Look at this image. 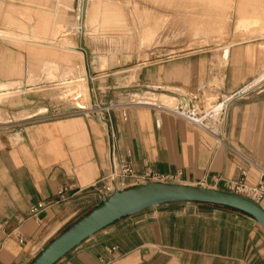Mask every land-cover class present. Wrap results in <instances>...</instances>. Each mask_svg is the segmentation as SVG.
<instances>
[{"label": "crops", "instance_id": "0c3cea01", "mask_svg": "<svg viewBox=\"0 0 264 264\" xmlns=\"http://www.w3.org/2000/svg\"><path fill=\"white\" fill-rule=\"evenodd\" d=\"M0 3L4 26L9 6L23 1ZM188 57L142 65L127 84L121 80L130 72L114 77L106 90L122 104L112 112H74L0 127V264H30L49 241L101 203L90 186L113 157L130 160L139 171L174 175V182L230 189L241 168L248 170V183L264 182V88L242 92L252 76L243 49L231 46L222 70L202 55ZM26 59H39L33 47L0 36L1 80L17 77L9 74L15 65L8 62L19 60L25 69ZM218 74L222 85L212 92L224 106L221 117L211 114L207 124L164 104L136 102L164 94L199 112L198 97L187 92ZM39 202L50 203L34 215ZM102 263L264 264V227L224 204L162 203L115 220L53 264Z\"/></svg>", "mask_w": 264, "mask_h": 264}, {"label": "rangeland", "instance_id": "374dc122", "mask_svg": "<svg viewBox=\"0 0 264 264\" xmlns=\"http://www.w3.org/2000/svg\"><path fill=\"white\" fill-rule=\"evenodd\" d=\"M114 1L123 5L127 13L131 27V31L127 36H121L118 32L113 30H95L93 27L91 28L87 25H84L82 28V24L80 28L76 27L75 24L57 26L54 23L52 25L51 16H49L45 22H41L40 16L35 9L29 10L27 13H19L16 10V18H19L15 21L16 23L13 22V19L9 16V13H7L6 20L8 22L6 25L0 26L2 28H15L16 30L25 28L29 32H43L45 34L53 32L55 38H64L79 46L84 52L83 55L85 60H81V57L76 60V73L82 71L81 73L85 72L88 74V77H90L89 84L93 87L94 98L97 100L98 107L94 110L90 109L86 111L80 109L78 106L74 107V105H69L67 104L68 102L61 99L59 100L57 97L61 94L62 89L60 87L30 92L27 91L0 101V107L5 109L12 116L11 121L6 123L0 122V127H5L23 120L65 115L76 111H83L85 114L92 116L94 114L102 115V111H106V113L112 112L116 106L118 107L122 104L119 97L113 96L111 90H106L112 89L109 87H112L114 84V77L123 76L125 73L130 72V77L124 75L126 79L121 80L122 83L127 84L131 82L132 78L137 76L136 73L142 65L152 64L178 56H190L186 58V60L194 61L197 55H202L211 61L213 67L222 70L225 63H221L219 58H222L223 47L230 42L233 43L232 46L236 45V47H241V49H243L246 55L248 68L252 75L246 83L248 86L242 90V92H250L257 88H264V75L261 76L262 79L260 81L258 79L256 80V78L264 72V20L259 24L248 25L246 20H241L242 18L238 16L237 7L234 6L228 13L225 35L212 33V31L208 34L203 32L195 34L189 29L191 20H198L206 13L212 16V0H209V2L207 0H199L194 3L187 0L189 2L188 4L191 5H184L182 2L183 0ZM89 2H91V0H73L74 11L70 13V19L83 23L86 16L82 13V18H77L79 17V8L82 4L85 11ZM53 3H55L54 0L51 1L52 5ZM225 4H227V2H225ZM136 5L142 9H149L154 20H150L148 23L149 20L140 19L135 9ZM235 5H237V3ZM208 7H210V12L207 11ZM152 24L158 25V29L154 37L148 39L147 28ZM249 49L252 50L251 54L248 53ZM50 50L55 58H60L61 51L56 49ZM42 60L43 58L40 61L39 59H35V61L26 59L28 62L25 64V69L22 68L19 60L16 62H8L10 66L15 65L14 68H11L9 74L17 76L8 79L22 78L24 83H28L30 70H34L35 73L33 74H35V76L38 75L39 72H43ZM216 77L214 82H205L201 80L198 85V90L192 91V93L187 92L189 97L196 95L201 99V102L196 100L195 107L199 109L198 111L204 110L206 112L207 107L217 102L218 95L212 91L214 87L222 85V76L218 74ZM258 81L259 83H256ZM125 88H127V86ZM203 95H205V97ZM124 97H127V94L124 95ZM203 102H205V104ZM201 104L205 106L203 107ZM209 104L211 105L209 106ZM108 105L109 107L106 108ZM100 106H103L104 110H101L102 108H100ZM41 107H45V111L39 112L38 110ZM23 110L34 112L31 116L26 115L20 118L15 116L18 112ZM202 114L204 113L202 112ZM220 117L219 115L218 118ZM203 122L206 124L207 122H211L209 120V115L205 116ZM259 202L264 206V199H261Z\"/></svg>", "mask_w": 264, "mask_h": 264}, {"label": "bare ground", "instance_id": "6f19581e", "mask_svg": "<svg viewBox=\"0 0 264 264\" xmlns=\"http://www.w3.org/2000/svg\"><path fill=\"white\" fill-rule=\"evenodd\" d=\"M22 1L23 4H21L19 7H17L16 5L9 6L8 13L9 16L13 19L14 23H16L15 21L19 19L16 18V10L19 13H27L29 12V10L35 9L40 16L41 22H45V20L49 16H51L52 25L54 23L57 26H67L75 24L76 27L80 28L82 24V28L84 25H87L91 28L93 27V29L95 30H113L118 32L121 36H127L131 31L129 19L123 5L115 2L114 0H91V2H89V4L87 5L85 11L83 5L81 4L79 8V17L77 18H82V13H84L86 19L83 20V23L72 21L70 19V13L74 11L73 0H54L55 3H53V5L51 4L52 0ZM189 1L194 3L199 0ZM207 1L209 2V0ZM182 2L184 5H191L188 4L189 2L187 0H183ZM225 2H227V4H225ZM236 3L237 5H235ZM234 6L237 7L238 16L242 18L241 20H246L248 25L259 24L262 20H264V0H212V16H210L209 13H206L203 14V16L198 20L192 19L191 25L189 26L190 31L195 34L199 32L208 34L212 31V33L225 35L226 26L228 23V13L231 9H233ZM135 9L140 19L149 20L148 23L150 22V20H154V17L151 16L149 9H142L137 5L135 6ZM209 9L210 7H208L207 11L210 12ZM152 25L147 28L148 39H152L158 29V25ZM0 36L7 39H13L18 44L33 47V55L39 58V61L43 58V72L38 71L39 74L35 76V74H33L35 73L34 70H30V78L28 83H24L22 78L6 80L0 79V101H3L6 98H10L14 95L25 93L27 91L30 92L38 91L41 89H52L60 87L62 90L61 94H59L57 97L59 98V100L61 99L65 102H68L67 104L69 105H74V107L78 106L80 107V109L86 111H89L90 109L94 110L98 107L97 100L96 98H94L93 87L91 84H89L90 77H88V74L85 72L81 73L82 71L80 73H76V60L79 57H81V60H85V57L83 55L84 52L74 42L66 40L64 38H55L53 32H49L48 34H45L43 32H29L25 28L16 30L15 28L0 27ZM232 44L233 43L230 42L223 47L222 58H219L221 63H226L228 61V56ZM50 49L61 51L62 53L60 58H55L54 55L51 54ZM248 53L251 54L252 50L249 49ZM262 75H264V72L259 77H257L256 80L258 79L260 81L262 79ZM259 81L256 83H259ZM247 86L248 84H245L243 89H245ZM203 96L205 97V95ZM198 100L199 102H201V99L199 97ZM136 102L153 104L156 106H162V104H164L166 106L176 108L180 113L185 114V116H192L190 114L195 112L196 115L191 118L192 121L194 120L193 122L197 121L201 123H204L203 121L206 115L212 114L213 116L218 117L220 110L224 105V101H217L212 106H210L211 104H209L210 107H207V113L203 112L204 114H202L199 113L200 111L197 112L194 108H189L188 105H185L181 98L171 97L164 94H161L159 98H144V96H142L139 97ZM203 103L205 104V102ZM201 106L204 107L205 105L201 104ZM108 107L109 105L106 106V108ZM100 108L103 109L104 107L100 106ZM44 110L45 109H42L41 111ZM32 112L33 111L23 110L18 112L15 116L18 118L24 117L26 115L31 116ZM11 120L12 116L5 109L0 107V122L6 123Z\"/></svg>", "mask_w": 264, "mask_h": 264}, {"label": "water", "instance_id": "95a60500", "mask_svg": "<svg viewBox=\"0 0 264 264\" xmlns=\"http://www.w3.org/2000/svg\"><path fill=\"white\" fill-rule=\"evenodd\" d=\"M175 201H203L228 205L252 215L264 227V206L245 193L204 185L151 180L116 189L49 241L30 264H53L86 238L115 220L150 206Z\"/></svg>", "mask_w": 264, "mask_h": 264}, {"label": "built area", "instance_id": "2783aa9c", "mask_svg": "<svg viewBox=\"0 0 264 264\" xmlns=\"http://www.w3.org/2000/svg\"><path fill=\"white\" fill-rule=\"evenodd\" d=\"M190 115L192 116L189 117L193 118L196 113L193 112ZM247 174V169L241 168L240 175L232 181L231 190L245 193L256 200L261 201V199H264V182L260 181L257 184H249L246 181ZM174 177V175L161 173L153 170L152 168L139 171L134 167V164L130 160L124 157H113L109 169H107L100 179L91 185L90 188L94 192L98 193L103 201L116 189H124L132 185L146 183L151 180L169 181ZM49 203L50 202H39L32 207V213L37 215L39 210L46 207Z\"/></svg>", "mask_w": 264, "mask_h": 264}]
</instances>
